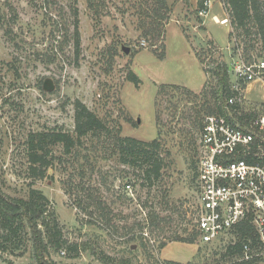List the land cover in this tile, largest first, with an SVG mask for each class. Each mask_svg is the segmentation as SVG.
I'll return each mask as SVG.
<instances>
[{
  "label": "rangeland",
  "instance_id": "obj_1",
  "mask_svg": "<svg viewBox=\"0 0 264 264\" xmlns=\"http://www.w3.org/2000/svg\"><path fill=\"white\" fill-rule=\"evenodd\" d=\"M3 1L0 190L26 198L33 188L49 200L65 241L79 245L76 258L60 251L49 259L57 264H167L171 261L160 243H178L182 256L173 262L225 264L227 238L212 244L170 239L193 227L199 125L206 115L202 94L210 100L218 86L211 69L224 64L232 86L235 63L264 60L254 31L235 36L224 0H208L205 17L197 13L196 0H166L168 11L162 9L159 22L151 16L156 0H91V7L88 0H9L17 11L13 23ZM72 9L80 37L77 57ZM7 27L12 37L4 34ZM158 29L163 30L160 39ZM149 30L155 34L145 36ZM250 44L254 47L247 54ZM130 73L137 85L128 79ZM241 92L236 116L264 114V79L242 86ZM76 100L104 122L110 135L81 139L74 156L51 146L53 163L45 177H30L28 133L61 129L75 138ZM113 134L160 140L163 175L152 188L139 168L119 162ZM87 193L110 209L109 222L83 210ZM150 214L163 218L159 228L148 224ZM19 254L0 255V264H35L29 248Z\"/></svg>",
  "mask_w": 264,
  "mask_h": 264
},
{
  "label": "trees",
  "instance_id": "obj_2",
  "mask_svg": "<svg viewBox=\"0 0 264 264\" xmlns=\"http://www.w3.org/2000/svg\"><path fill=\"white\" fill-rule=\"evenodd\" d=\"M208 0H196L197 13L207 11ZM88 6L91 7L92 1L88 0ZM157 6L153 8L151 16L158 22L162 19L161 11H168L166 0H156ZM3 6L10 11L12 23L17 19V11L13 8L9 0L3 1ZM224 6L227 9L230 26L235 32V36L240 38L242 34L249 37L253 30L255 36L260 41L264 49V0H224ZM71 14L74 18V31L72 34V44L74 56L80 53V37L78 32V22L76 10L72 9ZM3 17L0 14V25H3ZM159 25V24H158ZM7 26V25H6ZM161 28V27H160ZM149 30L144 32L145 36L155 34ZM4 34L11 36L10 27L5 28ZM163 34L162 29L157 30L158 39ZM241 40V39H240ZM253 45L247 46L245 52L248 54L253 49ZM250 57V56H249ZM250 61V60H249ZM228 69L224 64L217 63L212 69L211 74L215 77L218 86L211 93L210 100H206V94L203 93V106L206 115L217 114L227 116L226 102L231 94ZM128 79L135 85L139 83L138 78L132 73ZM235 117L241 120L244 116H236L238 108L228 106ZM248 118L253 115L245 116ZM202 123L199 125L201 129ZM110 135L108 128L97 115L89 110L82 102H74V135L61 129L53 131H35L29 132L26 138V157L28 162L29 176L32 178H44L46 171L53 163V156L50 154V147L60 145L64 156H74L75 148L81 145V139L88 135ZM113 147L115 148L119 162L123 165L139 168L143 172V180L147 183L148 188H152L162 175L164 168V159L161 157L160 140L154 139L151 142H142L133 138L121 137L119 134H113ZM129 184V182H128ZM83 191V189H82ZM165 194V192H164ZM166 195V194H165ZM166 196L163 197V200ZM86 206L83 210L91 217H99L101 221L109 222L107 216L110 209L106 208L99 198H94L92 194L87 193L85 198ZM195 215V213H193ZM150 226L158 227L163 218H158V214H150ZM195 217V216H194ZM190 232L184 236L173 235L170 242H184L193 244L198 240V235L194 226ZM192 224V220H190ZM249 233V227L240 229V233L245 235ZM252 232H250L251 234ZM166 243H160L162 249ZM32 252L35 264H57L49 259L51 252L59 253L65 251L68 258H76L79 253V245L67 244L64 239L62 228L58 218L50 207L49 200L39 191L31 188L26 198L11 197L0 190V255L24 254L27 249ZM242 251V237L236 241L235 245H227L222 258L228 259L225 264H254L251 261L236 260ZM18 255V254H17ZM167 264H179L176 262H164ZM123 264H127L124 262Z\"/></svg>",
  "mask_w": 264,
  "mask_h": 264
},
{
  "label": "built area",
  "instance_id": "obj_3",
  "mask_svg": "<svg viewBox=\"0 0 264 264\" xmlns=\"http://www.w3.org/2000/svg\"><path fill=\"white\" fill-rule=\"evenodd\" d=\"M199 15L205 17L207 11ZM233 69L228 115L208 114L202 120L194 226L202 244L227 238L229 245H235L242 237L241 255L236 260L264 264V114L239 120L228 107L239 110L241 87L264 79V60L240 61ZM125 187L132 191L130 184ZM244 227H249V233L242 235Z\"/></svg>",
  "mask_w": 264,
  "mask_h": 264
},
{
  "label": "crops",
  "instance_id": "obj_4",
  "mask_svg": "<svg viewBox=\"0 0 264 264\" xmlns=\"http://www.w3.org/2000/svg\"><path fill=\"white\" fill-rule=\"evenodd\" d=\"M174 245L171 244L165 246L162 250L161 253L162 255L165 254L166 256H168V260H170L171 262L173 261H179L178 259L180 258V256H182L181 251L179 250V247L177 245H180L178 243H172ZM171 247V251H169V248Z\"/></svg>",
  "mask_w": 264,
  "mask_h": 264
},
{
  "label": "water",
  "instance_id": "obj_5",
  "mask_svg": "<svg viewBox=\"0 0 264 264\" xmlns=\"http://www.w3.org/2000/svg\"><path fill=\"white\" fill-rule=\"evenodd\" d=\"M124 50H125L126 53L128 52V50L126 48Z\"/></svg>",
  "mask_w": 264,
  "mask_h": 264
}]
</instances>
